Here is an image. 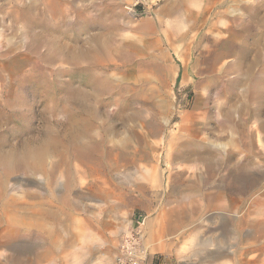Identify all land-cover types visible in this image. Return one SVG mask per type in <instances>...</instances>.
Wrapping results in <instances>:
<instances>
[{
  "label": "rangeland",
  "instance_id": "1",
  "mask_svg": "<svg viewBox=\"0 0 264 264\" xmlns=\"http://www.w3.org/2000/svg\"><path fill=\"white\" fill-rule=\"evenodd\" d=\"M128 237L264 264V0H0V264Z\"/></svg>",
  "mask_w": 264,
  "mask_h": 264
},
{
  "label": "built area",
  "instance_id": "2",
  "mask_svg": "<svg viewBox=\"0 0 264 264\" xmlns=\"http://www.w3.org/2000/svg\"><path fill=\"white\" fill-rule=\"evenodd\" d=\"M142 248L135 239L128 237L116 254L115 264H139L144 254Z\"/></svg>",
  "mask_w": 264,
  "mask_h": 264
},
{
  "label": "bare ground",
  "instance_id": "3",
  "mask_svg": "<svg viewBox=\"0 0 264 264\" xmlns=\"http://www.w3.org/2000/svg\"><path fill=\"white\" fill-rule=\"evenodd\" d=\"M206 6H209V5H206ZM206 24V23H205ZM192 29V28H191ZM184 35V34H183ZM215 35V34H214ZM234 75V74H233ZM220 79V78H219ZM83 111V110H82ZM83 118V117H82ZM89 122V121H88ZM90 123V122H89ZM97 123V122H96ZM90 125H91V123H90ZM92 125H93V123H92ZM86 131V130H85ZM29 156L30 157H32V158H39L40 157V151H37V152H34V153H30L29 154ZM5 163H7V162H9L8 160H5L4 161ZM251 227H253V228H256V230H258V228H259V226H260V224L259 223H255V222H251L250 224H249ZM247 246H248V244H247ZM251 250H245V251H243V255L245 254V255H247L248 254V252H250ZM235 255V254H234ZM226 257V256H225ZM253 261V259H247V258H242V260L240 261L241 262V264H251V262ZM234 263V262H233Z\"/></svg>",
  "mask_w": 264,
  "mask_h": 264
}]
</instances>
